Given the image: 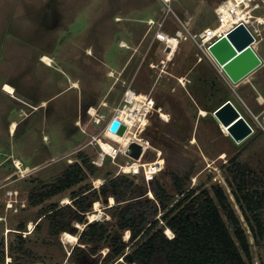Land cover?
Returning <instances> with one entry per match:
<instances>
[{
  "label": "rangeland",
  "instance_id": "1",
  "mask_svg": "<svg viewBox=\"0 0 264 264\" xmlns=\"http://www.w3.org/2000/svg\"><path fill=\"white\" fill-rule=\"evenodd\" d=\"M218 1L172 0L171 8L192 33H199L217 25L214 8ZM150 17L155 20L151 27L147 24ZM161 21H164L162 29L170 35L181 28L174 18L167 16L163 0H0V85L4 81L15 84L28 103L48 100L45 108L32 111L30 106L0 93V163L3 161L0 216H4L0 217V234L6 243L14 222L37 217L39 208L20 211L26 205L31 178L49 181L80 152L91 158L98 156L99 147L91 144L92 136L100 132L95 118L101 119L103 115L110 119L116 108L123 107L124 93L131 89L152 98L156 104L143 134L152 146L162 151L164 165L154 176L168 166L170 153L165 149V136L172 137L168 130L175 123L181 136L172 137L177 143L175 149L196 164L191 186L203 184L210 188L213 182H218L224 188L251 243L249 264H264V239L255 238L244 219L228 173V160L244 148L239 160L264 183V40L255 44L262 66L233 85L235 90L226 86L229 98L255 129L248 139L235 146L219 122L214 121L213 113V117L202 119L209 113L205 110L206 114L202 115L203 103L210 104L209 101L201 103L197 98L200 107L190 101L191 71L198 63L196 49L186 40L173 57L167 54L164 45L154 40ZM120 41H125V47L119 46ZM43 53L53 57V60L44 58L51 66L40 59ZM207 67L218 78L215 70ZM123 68L126 71L121 75ZM88 99L93 101L94 113L82 120L77 118L76 127L75 112L81 103L82 111L83 101ZM19 107L30 114L19 115ZM11 121L17 122L12 133ZM15 159L22 163L21 172ZM150 160L148 155L146 161ZM130 161L123 155L116 159L121 165ZM110 164L102 171H119L111 159ZM142 177L145 178L144 174L137 175V180ZM102 183V179L94 180L96 187ZM55 200L62 204L70 202L68 196ZM109 204L114 203L109 201ZM103 209L100 203L94 205L96 219L103 218ZM34 227V221L28 222L27 234ZM72 238L63 233L59 238L62 247L38 242L35 250L46 257V264H87L81 258L78 262L71 260L77 242V238ZM4 264L10 261L5 259Z\"/></svg>",
  "mask_w": 264,
  "mask_h": 264
},
{
  "label": "trees",
  "instance_id": "2",
  "mask_svg": "<svg viewBox=\"0 0 264 264\" xmlns=\"http://www.w3.org/2000/svg\"><path fill=\"white\" fill-rule=\"evenodd\" d=\"M191 73L190 101L195 107H200L199 100L209 101L202 107L210 113L202 118L207 120L231 100L227 85L203 62L193 66ZM168 131L175 139L181 137L175 123ZM172 137L165 136L170 153L166 170L149 182L129 173L103 172L110 159L98 167L93 163L97 155L91 158L84 152L49 181L32 177L20 211L39 208L37 217L14 222L7 243L0 234V264L7 256L10 264H46V257L35 250L36 243L62 247L63 233L77 238L70 257L74 262L81 258L87 264H249L251 243L227 192L218 182L210 188L191 186L196 164L183 158ZM244 151L238 150L228 160L230 184L255 238L263 240L264 183L239 160ZM97 179L103 183L96 187ZM64 196L69 203L55 200ZM96 202L104 207V216L90 220ZM30 221L35 227L24 235Z\"/></svg>",
  "mask_w": 264,
  "mask_h": 264
},
{
  "label": "built area",
  "instance_id": "3",
  "mask_svg": "<svg viewBox=\"0 0 264 264\" xmlns=\"http://www.w3.org/2000/svg\"><path fill=\"white\" fill-rule=\"evenodd\" d=\"M163 2L166 4V12L168 17H172L176 20V23L181 26V28L176 30L175 35H170L166 33L162 28L164 26V21H161L158 23V29L155 32L154 40L159 41L164 45V48L166 50V53L170 55L171 51H167L168 48H171L173 41H175V51L179 47V45L182 43V41L189 40L194 48L196 49V55L198 57V62H205L207 65L212 67L218 78H220L227 86L233 88V84L229 77L225 74L223 67L219 65V63L215 60L213 55L210 52V46L222 38L223 36H226L229 32L234 30L239 25H244L250 34L254 38L253 47L255 48V44L261 43L264 40V0H220L218 1L217 6L214 8L216 19H217V25L212 27H207L200 31L199 33H192L180 20V18L174 13V11L171 8V0H163ZM233 90H235L233 88ZM137 94L135 91L128 89L123 96V107H118L115 109L114 115L106 120L105 116H101V119L95 118V124L98 125L100 132L97 135H93L91 144L95 143L99 147L98 156L93 161V163L101 167L103 166L105 160L107 158L111 159L113 164L117 165L119 167L118 173H129L132 175H139L144 174L145 180L149 182L155 173L160 171L163 167V165L158 164L156 166V172L151 174L149 176L148 170L146 169V164L151 163H157L158 159L162 157V151L154 146L149 145V140L146 139V137L143 135L146 130V124L143 123L142 120H148L149 115L155 110V101L150 98L146 97L145 101L143 103V106L141 108H136L134 105L135 98L132 99V96ZM134 114L133 119L134 121V128L133 131L135 132V140L131 141L126 148H124L120 143H117L113 140H111V135H119L118 133H113L109 130V126L111 122L114 119H118L121 124L125 127V132L129 129V124L125 122L120 116L126 115L131 116V114ZM90 115L92 116V112H90ZM253 116V115H252ZM247 120V119H246ZM248 121V120H247ZM256 121L259 122V120L256 118ZM105 122V125L103 123ZM249 122V121H248ZM251 125V123L249 122ZM253 131L255 132L254 127ZM124 132V133H125ZM101 141L110 143L111 147L113 149V152H106V150L103 148ZM132 142H137L141 146H143L144 150L140 156V160L142 162L139 163V166L135 167V160L134 158L127 155L128 147ZM151 144V143H150ZM150 149H154V153L152 154L150 152ZM119 155H123L127 158H129L131 161L127 165H121L116 162V159ZM150 155V161H146V158ZM163 159V157H162ZM17 165V164H16ZM156 165V164H155ZM125 166H129L130 170L129 172L125 171ZM17 169L21 172V167L16 166ZM155 170V169H153ZM15 203L18 204L17 201ZM14 206H9L10 209H12ZM25 207V206H24ZM18 208V207H16ZM16 212H18V209H15ZM3 219V217H2ZM27 234V232L24 233V235ZM8 262H11V259L7 256L6 258Z\"/></svg>",
  "mask_w": 264,
  "mask_h": 264
},
{
  "label": "water",
  "instance_id": "4",
  "mask_svg": "<svg viewBox=\"0 0 264 264\" xmlns=\"http://www.w3.org/2000/svg\"><path fill=\"white\" fill-rule=\"evenodd\" d=\"M253 42V36L241 24L210 46L211 54L223 67L225 74L233 84H238L263 64L261 57L252 46ZM169 50L170 48L167 49V51ZM213 116L221 126L227 128V134L236 144L243 143L254 133L249 122L231 100L226 101L215 110ZM109 130L123 135L125 127L118 119H114L109 126ZM143 150V146L139 143L132 142L126 153L134 159H139ZM150 152L153 154L154 149H150Z\"/></svg>",
  "mask_w": 264,
  "mask_h": 264
},
{
  "label": "bare ground",
  "instance_id": "5",
  "mask_svg": "<svg viewBox=\"0 0 264 264\" xmlns=\"http://www.w3.org/2000/svg\"><path fill=\"white\" fill-rule=\"evenodd\" d=\"M172 42H173V44H172L171 48L172 47H174V48L173 49H170V51H171L170 55L171 56L175 52V48H176L174 46L175 45V41L172 40ZM46 60H50V59L49 58H46ZM133 98H135L134 105H135L136 108H141L143 106V103L146 102L145 101V98L146 97L143 94H140V95L135 94L134 96H132V99ZM91 112L93 114L94 113V109H92ZM201 113H202V115H205L206 114V111L201 110ZM120 117L123 120H125V122H127L129 124V129L123 135H120V134L119 135H111L112 136L111 137V140H113V141H115L117 143H120L124 148H126L127 145L131 141L135 140V137H136L135 132L133 131L135 119H133V117H134V114L133 113L131 114V116L122 115ZM142 121H143L144 124L147 123L146 120H142ZM222 127H223L224 131L226 133H228L227 128L225 126H223V125H222ZM101 144H102L103 148L106 150V152H108V153L113 152V149H112L110 143H106V142L101 141ZM149 145L151 146L150 143H149ZM140 162H142V160L136 159L135 160V163H134L135 164V167L139 166V163ZM163 163H164V160L162 159V157L160 159H158V162L157 163H151V162L147 163L146 164V169L148 170L149 176L151 174H153V173L156 172V166H158V164L164 165ZM17 164H18L17 166L20 165L19 162H17ZM153 169H155V170H153ZM129 170H130V167L129 166H125V171L126 172H129ZM150 195H152V193H150ZM110 202L111 203H114V199L113 198H110ZM98 204H99L98 202L95 203L96 207L98 206ZM96 217H97V215L94 214V213L90 215L91 220L96 219ZM170 233H171V231L170 230H167V234H170ZM72 239L74 240V238H72Z\"/></svg>",
  "mask_w": 264,
  "mask_h": 264
},
{
  "label": "crops",
  "instance_id": "6",
  "mask_svg": "<svg viewBox=\"0 0 264 264\" xmlns=\"http://www.w3.org/2000/svg\"><path fill=\"white\" fill-rule=\"evenodd\" d=\"M171 2H172V0H171ZM154 22H155V20L153 19V18H149L148 19V21H147V24L149 25V27H151L153 24H154ZM155 41H157V40H155ZM125 42V41H124ZM44 58H49L50 60H53V57L51 56V55H49V54H47V53H43V54H41L40 55V59L46 64V65H48V66H51L52 64L49 62H46L45 60H44ZM262 59V58H261ZM263 61V60H262ZM128 63V62H127ZM126 63V64H127ZM126 64H125V66H126ZM124 66V68H126ZM124 68L122 69V71L124 70ZM121 71V72H122ZM126 71V70H125ZM120 72V73H121ZM71 87H77L76 85H70ZM6 87H10L11 88V90H9V89H7ZM68 88V87H67ZM66 88V89H67ZM0 93L1 94H3V95H5L6 97H8V98H10V99H16V100H18V101H20L21 102V104H26V105H28V106H30L31 107V109H33L32 111H35V110H37L38 108H40V107H42V108H45L46 107V105H47V101L48 100H43V101H41L40 103H38V104H36V103H28L25 99H24V96H23V93H21L19 90H18V88H17V86L15 85V84H12V83H10V82H6V81H4L3 83H2V85H0ZM20 94H21V96H20ZM19 109H20V111H19V115H21V116H28L30 113H28L25 109L23 110L21 107H19ZM31 111V112H32ZM17 124V122L16 121H11V123H10V130H11V133L13 132V129H14V127H15V125ZM14 161H16V163L17 162H19V160H17V159H15ZM3 162V161H2ZM1 162V163H2ZM0 163V164H1ZM20 163H21V161H20ZM21 165H22V163H21ZM28 168V167H27Z\"/></svg>",
  "mask_w": 264,
  "mask_h": 264
},
{
  "label": "flooded vegetation",
  "instance_id": "7",
  "mask_svg": "<svg viewBox=\"0 0 264 264\" xmlns=\"http://www.w3.org/2000/svg\"><path fill=\"white\" fill-rule=\"evenodd\" d=\"M123 42L124 41H120L119 42V46L121 47H125V45H123ZM155 42V41H154ZM130 48V47H129ZM128 48V49H129ZM133 57V56H132ZM125 71L123 70L120 74L123 75ZM78 87V86H77ZM77 87H74V88H77ZM93 104V101H91L90 99H88L87 101H83V110L81 111L80 110V105H82V103L79 105V110L77 108L76 112H75V121H74V126L78 127L79 125L77 124V118H79V120H82L84 119L85 117H88L90 116V112H91V109L93 108L92 106Z\"/></svg>",
  "mask_w": 264,
  "mask_h": 264
}]
</instances>
